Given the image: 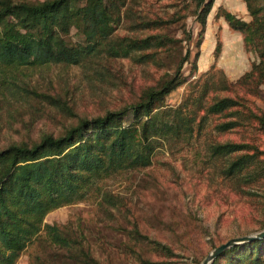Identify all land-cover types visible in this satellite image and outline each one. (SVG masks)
Returning a JSON list of instances; mask_svg holds the SVG:
<instances>
[{
  "label": "rangeland",
  "instance_id": "374dc122",
  "mask_svg": "<svg viewBox=\"0 0 264 264\" xmlns=\"http://www.w3.org/2000/svg\"><path fill=\"white\" fill-rule=\"evenodd\" d=\"M184 1L128 0L112 37L166 33L184 40L192 32V41L181 43L174 56L160 51L140 63L135 55L117 60L104 55L81 65L0 72V150L32 147L46 136H64L83 120L138 102L190 49L183 67L186 81L162 105L182 108L194 118L192 133L161 140L150 167L115 175L88 200L56 209L45 219L68 229L100 264H203L217 247L264 231V164L230 175L231 163L252 151L213 154L214 146L229 143L264 151V136L245 116L246 109L264 116V84L250 94L236 87L260 60L245 35L229 27L224 12L245 22L252 17L245 0H216L200 37L201 25L182 11ZM179 13L184 19L157 30L133 27L143 21H170ZM68 39L82 42L74 28ZM238 96L243 106L208 114L218 99ZM230 122L238 126L222 131L221 125ZM252 174L255 181L249 178ZM35 255L48 264H72L67 254L40 243L28 247L16 264H32Z\"/></svg>",
  "mask_w": 264,
  "mask_h": 264
},
{
  "label": "trees",
  "instance_id": "16d2710c",
  "mask_svg": "<svg viewBox=\"0 0 264 264\" xmlns=\"http://www.w3.org/2000/svg\"><path fill=\"white\" fill-rule=\"evenodd\" d=\"M215 1L182 3L186 18L195 17L201 25L200 37L206 31ZM127 2L0 0V72L81 65L104 55L112 60L135 55L137 61L147 63L160 51L167 50L169 57L174 56L181 43L188 45L192 41V32H186L184 40L166 33L112 39ZM245 2L252 17L250 22L228 12H224V17L232 30L245 35L247 45L259 57L260 63H254L252 70L236 83L239 90L250 94L264 84V0ZM179 19H184L180 13L170 21H143L133 27L137 31L157 30ZM73 28L82 38L81 43L68 39ZM189 59L188 48L175 63L173 72L148 87L134 104L103 117L83 120L62 137L46 136L32 147L22 144L0 150V264H16L21 254L36 243L48 244L52 252L67 254L72 264H100L68 229L46 224L45 219L56 209L88 200L103 181L115 175L150 167L161 140L192 133L194 118L185 115L182 108L163 109L162 105L167 96L185 83L183 67ZM240 101L239 96L218 99L207 112L221 114L243 106ZM246 111L245 116L255 122L264 136V116L251 109ZM236 126L237 122H230L221 125V130ZM243 150L252 153L234 160L227 169L230 175L264 164V151L255 146L217 145L213 154L233 155ZM255 174L250 175L251 181ZM32 264L48 263L35 255ZM212 264H264V238L236 245Z\"/></svg>",
  "mask_w": 264,
  "mask_h": 264
},
{
  "label": "water",
  "instance_id": "95a60500",
  "mask_svg": "<svg viewBox=\"0 0 264 264\" xmlns=\"http://www.w3.org/2000/svg\"><path fill=\"white\" fill-rule=\"evenodd\" d=\"M264 238V231L259 232L257 234L251 235V236H246V237H242V238H235L230 240L229 242L217 247L207 258L206 260L203 262V264H211L212 262H214V260H216L219 256H221L222 254H224L228 249L242 244V243H246V242H250L253 241L255 239H261Z\"/></svg>",
  "mask_w": 264,
  "mask_h": 264
}]
</instances>
